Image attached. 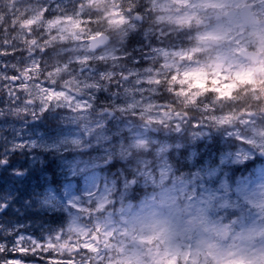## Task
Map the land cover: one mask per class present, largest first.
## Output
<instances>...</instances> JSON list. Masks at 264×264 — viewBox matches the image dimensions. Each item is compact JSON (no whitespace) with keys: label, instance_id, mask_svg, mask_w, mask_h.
<instances>
[{"label":"rangeland","instance_id":"rangeland-1","mask_svg":"<svg viewBox=\"0 0 264 264\" xmlns=\"http://www.w3.org/2000/svg\"><path fill=\"white\" fill-rule=\"evenodd\" d=\"M250 1L264 17V0H198L208 8L224 4L240 8ZM137 2H141V11H137ZM173 2L189 4L192 0ZM14 3L30 13L46 8L42 15L45 23L57 16L79 14L74 18L80 23L73 27L81 32L82 43H87L85 32L91 30L95 35L93 29L101 25L111 34L112 42L92 52L83 44L57 39L44 52L29 53L23 39L13 40L10 32L15 51L9 47L8 54H3L0 29V73L16 77L11 83L0 78V171L13 175L20 168V160L12 162L13 154H24V180L28 169L42 173L41 179L32 178V197L24 195V216H45L33 224L27 218L23 224L16 222L15 214L6 218L7 198L14 195H0V220L6 223L1 231L7 236L0 243L11 248L17 237H23L31 249L28 238L41 244L53 239L59 249L58 253L38 250L35 255L31 251L0 253V259H20L22 264H45L46 260L52 264L58 260L63 264H143L130 242L140 238L124 227L125 211L164 187L172 192L173 200L195 203L220 220L251 211L241 194L264 182V161L255 160L256 152L264 146L252 139L264 136V115L262 110L236 111L229 103L234 100L233 89L248 83L259 86L260 93L253 96L259 105L264 100V74H254L256 65L247 62L239 65L248 72L246 76L237 71L218 76L204 73L198 82L203 65L194 40L203 43L213 36L203 30L207 19L197 12L174 16L161 2V14L156 17L161 28H155L152 37L147 0ZM0 10H4L2 0ZM136 14L142 16L144 24L136 20ZM91 21L96 22L95 27ZM170 32L183 35L184 44H166L162 36ZM25 33L27 39L36 38L39 43L46 38L41 33L48 34L35 25ZM50 35L58 37L60 33L53 27ZM227 39L234 60L240 58V48L255 43V49L263 54L259 68L264 66V28L247 34L241 30ZM32 59H38L39 65H33ZM64 65L67 71L55 72ZM41 71L43 75H34ZM49 72L55 80L54 91H69L71 85L64 82L69 78L74 81L73 87L79 90L70 92L71 103L54 98L44 105L35 97V90L30 97L19 87L23 81L29 88L33 83L48 88L50 82L45 77ZM182 86L187 87V97ZM174 87L178 89L174 93L177 101L172 105L167 91L171 94ZM8 89L17 98H11ZM213 92L223 101L215 98L206 102L203 95L213 96ZM30 99L34 102L26 103ZM178 103H187L191 109L178 107ZM248 112L259 115L252 118ZM212 142L217 144L213 149ZM246 164L249 167L245 168ZM95 233L100 237L98 243L92 239Z\"/></svg>","mask_w":264,"mask_h":264},{"label":"clouds","instance_id":"clouds-1","mask_svg":"<svg viewBox=\"0 0 264 264\" xmlns=\"http://www.w3.org/2000/svg\"><path fill=\"white\" fill-rule=\"evenodd\" d=\"M161 2L174 16L197 12L202 19H207L203 30L212 32L213 36L206 37L203 43L194 40L203 65L196 77L198 82L204 73L218 76L221 72L231 75L237 71L245 76L248 74L239 66L247 61L235 58L239 63L235 62L232 44L227 38L241 30L247 34L264 28V20L256 25L244 10L229 4L204 9L198 0L189 4L155 0L154 7V0H147L151 9L150 24L157 30L161 28L156 23V17L161 14ZM118 6L122 9L121 4ZM96 30L101 29H93ZM251 47L255 50V43ZM196 67L199 69V65ZM254 74H264V66ZM243 135L248 137L247 132ZM252 139L253 143L258 141L264 146V136ZM241 195L251 211L224 221L195 203L173 200L172 192L161 188L159 193L125 211L124 227L142 240L132 245L135 255L143 264H264V182L260 186L253 184Z\"/></svg>","mask_w":264,"mask_h":264},{"label":"snow or ice","instance_id":"snow-or-ice-1","mask_svg":"<svg viewBox=\"0 0 264 264\" xmlns=\"http://www.w3.org/2000/svg\"><path fill=\"white\" fill-rule=\"evenodd\" d=\"M2 3L4 5V10H0V29L3 30V54H8L9 47L15 51V46L12 45L11 40L9 39L10 32L12 33L13 40L23 39V42L27 46V51L29 53L36 52L37 50L38 52L42 53L49 44H51L53 41H56L57 39L61 42L71 40L76 44H83L87 47H91V40L95 38L94 33L91 30H88L84 33V36L87 37L88 42H81V32L77 28L73 27L75 23H80L78 19L74 18L79 17V14L77 16H57L55 19H49L47 20V23H45V21L42 19V15L47 11L46 8H40L37 11L30 13L27 9L21 10L17 8L14 0H2ZM79 7L83 8L84 4H81ZM33 25H35L37 29L45 28L47 30L48 34L41 33V37H46L43 38V43H39L36 38H26L30 32L26 34L25 29L30 30L31 26ZM53 27L58 29L60 33L58 37L50 35V30ZM31 61L33 65H39L40 63L38 59H32ZM12 67H15V65ZM5 68H7V65H5ZM46 69L47 67L44 65V70ZM61 71H67V65L62 66V68H55L56 73ZM43 74V71L39 73L34 72V75ZM52 76L53 73L49 72L45 77V79L50 82V86L48 88H43L35 83H33L31 88H29V86L24 84L23 81H21L19 87L27 92L30 97L33 96V90H35V97L38 98L44 105L48 104L49 101H52L54 98L56 100L63 99L71 103L73 96L70 94V92L79 90L78 88L73 87L74 81L69 78L64 82L65 86L71 85V89L69 91H54L52 86L55 84V80L52 79ZM0 78L9 81V83L16 79V77H8L5 73H0ZM25 78L27 79V77ZM5 87H7V85H5ZM8 93L11 98H17L16 94L11 89H8ZM33 102L34 100L30 99L26 103L31 104ZM76 106L80 107L79 104ZM58 238L59 236H57L55 240ZM28 242L32 244L31 249L25 246V240L23 237H17L12 243L11 248H9L6 243H0V253L19 251L20 253L28 254V252L31 251L32 254L35 255L37 254L38 250L43 252H49V250H51V252H59V249L56 247L55 241H53V239L47 240L45 244H41L38 241L32 240L31 238H28ZM0 264H22V260L5 258L0 259ZM45 264H52V262L46 260ZM55 264H63V260L55 261Z\"/></svg>","mask_w":264,"mask_h":264},{"label":"flooded vegetation","instance_id":"flooded-vegetation-1","mask_svg":"<svg viewBox=\"0 0 264 264\" xmlns=\"http://www.w3.org/2000/svg\"><path fill=\"white\" fill-rule=\"evenodd\" d=\"M137 5V11H141V4L139 3H136ZM136 15H139V14H136ZM139 19V22H142L143 19H142V16ZM145 23V21H143V24ZM150 24V23H149ZM101 30L97 31V33H100V32H103V31H106V30H103L104 27L101 25ZM152 27V26H151ZM153 32L151 33L152 34V37L155 36V28L152 27L151 29ZM167 31H169V29L167 30H164V32L166 33ZM163 32H161L160 34L162 35ZM182 36L181 34H177L176 36H173V33L170 32L168 34L165 35V37L162 36V39L163 41H165L166 44L170 45V44H177V45H180V44H184L183 42V39H182ZM23 155V157H22ZM20 160V168H24V154H18V153H14L13 156H12V162L14 161H18ZM19 169L17 170V172H15L13 175L16 176V178H12V174H10L9 172H1L0 171V190H3L4 188H7V189H10V187L13 189H17V188H21V194H22V198H24V175L20 174L19 173ZM22 202V201H21ZM17 203H14L12 206H10V208H8L5 212H4V215L6 218L10 217L8 214L10 213H14V210L17 209ZM8 213V214H7ZM22 217L19 218L17 216L16 218V222L17 221H22L24 222V210L21 211V214ZM6 223H4V221L0 220V239H4V238H7V236H2L1 235V228L5 225ZM10 227H12V225L10 224Z\"/></svg>","mask_w":264,"mask_h":264},{"label":"water","instance_id":"water-1","mask_svg":"<svg viewBox=\"0 0 264 264\" xmlns=\"http://www.w3.org/2000/svg\"><path fill=\"white\" fill-rule=\"evenodd\" d=\"M250 7H251L250 5H247V6L244 7L243 10L247 13L248 16H250L252 18V20L254 22L255 20H254L252 14L247 12V11H249ZM109 42H110V37H108L105 34H101V35H99V36H97V37H95L94 39L91 40L90 49L92 51L99 50V49L105 47ZM241 54L244 55L245 57L252 58L254 61L259 58V54L254 53V52L243 51ZM259 156L261 158H264V152H260ZM138 243H140V241Z\"/></svg>","mask_w":264,"mask_h":264},{"label":"bare ground","instance_id":"bare-ground-1","mask_svg":"<svg viewBox=\"0 0 264 264\" xmlns=\"http://www.w3.org/2000/svg\"><path fill=\"white\" fill-rule=\"evenodd\" d=\"M30 172H31V174L33 175V178H34L35 180H39V179L42 178V173H41V172H37V173H36V172H34L33 170H31V169H28V170L26 171L27 177H29ZM19 173L22 174V175H24V168L19 169Z\"/></svg>","mask_w":264,"mask_h":264},{"label":"trees","instance_id":"trees-1","mask_svg":"<svg viewBox=\"0 0 264 264\" xmlns=\"http://www.w3.org/2000/svg\"><path fill=\"white\" fill-rule=\"evenodd\" d=\"M131 43V42H130ZM232 102H230L229 104H231ZM188 109H191L190 107L188 108ZM248 165L246 164L244 167H247ZM32 178H33V175L31 174V172H30V175H29V177H27V182H28V186H26V188L28 187L29 189L31 188L30 187V183H31V181H32ZM5 189V188H4ZM32 197V195H30V198ZM27 216H29V214H26Z\"/></svg>","mask_w":264,"mask_h":264}]
</instances>
